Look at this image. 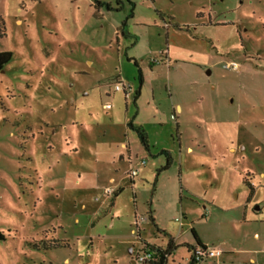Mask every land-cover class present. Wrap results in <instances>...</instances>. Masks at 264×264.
I'll return each instance as SVG.
<instances>
[{
	"label": "rangeland",
	"instance_id": "1",
	"mask_svg": "<svg viewBox=\"0 0 264 264\" xmlns=\"http://www.w3.org/2000/svg\"><path fill=\"white\" fill-rule=\"evenodd\" d=\"M116 1L0 0V264H132L187 223L264 246V0Z\"/></svg>",
	"mask_w": 264,
	"mask_h": 264
},
{
	"label": "crops",
	"instance_id": "2",
	"mask_svg": "<svg viewBox=\"0 0 264 264\" xmlns=\"http://www.w3.org/2000/svg\"><path fill=\"white\" fill-rule=\"evenodd\" d=\"M165 28H166V26H165ZM167 30L169 31V29H167ZM129 94H130V92H126V95L127 96ZM127 127H128V125H127ZM128 129H129V127H128ZM123 147H124V143H122L121 146L118 147V149L119 148L124 149ZM118 157H119V160H120V164H122L124 162L126 163L128 161V163H129V170L127 171V173L130 171V169L132 167L133 168L134 167L136 168V166L142 167V166H139V162L140 161L138 163L135 162L137 165L134 164L132 155L128 157L127 154L125 155L123 152H120V153H118ZM145 166H143V167H145ZM139 174H140V170H139V173H138V177H139ZM126 178H127V174H126ZM135 180L133 182H131L132 188H134L135 185H136L135 184ZM110 181H111L112 184L115 183V179L114 178H111ZM106 188H110V187H106ZM120 192H121V190H120ZM104 194H105V190H104ZM114 195H113L114 197H117L118 196V193H116V191H115ZM111 205H114V204L111 203ZM183 217H184L183 219L186 218L188 220V217L186 215H183ZM151 218L155 222L154 225L157 226L156 225L155 217L153 215H151L150 219ZM187 224L184 225V223L181 222L180 228H182V230H183V227L184 226H186V225L189 226L190 225L191 232H192V229H195L194 226H193V224L192 223H187ZM139 228H138V230H139ZM157 229L160 230L161 234H164L165 238L167 239V243L165 245H162V244L159 245V244H156V243H151L149 241H146L147 243H144V245L145 244H148V245H151V246H156V247H160L162 249H166L167 246H168V244H169V242H170V240H173V245L175 246L176 249L172 253V255L169 257L168 264H169L171 258L173 256H175L176 252H178L179 249H181V248L182 249H185L186 250V253L189 255V252H188L189 250H188V247L187 246L197 247L195 241H193V242H191V241L190 242L189 241H181V240H183V236H184V234L182 233V231L179 232L176 235V233H175L176 231L174 232V231H171V230H169L167 228L165 230H163L161 228H157ZM195 231H196V229H195ZM197 234H198L199 239L201 240V242H202V244L204 246H214V247L220 248L224 252L222 254V256H220L219 258H217L215 260H210V261L205 262V263H202V264H237V263H240V264H259V262L261 260L260 259L261 256L264 255V246H263V243H261L260 235H258V234H256V238L253 237L254 240H252V238L250 236H248V234L245 235L244 246H246L247 244H250V246H253V247L248 248V249L247 248H244V247L237 248L236 246H234V247L233 246H229V244L224 243L223 241H221V236L218 237V240H216V243H211L210 244L207 240H205V237L204 236H201L198 232H197ZM130 254L131 255L135 254L134 248L130 249ZM137 257H138V255H137ZM182 261H183V259H182ZM132 264H139V263H137L136 260H133L132 261Z\"/></svg>",
	"mask_w": 264,
	"mask_h": 264
},
{
	"label": "trees",
	"instance_id": "3",
	"mask_svg": "<svg viewBox=\"0 0 264 264\" xmlns=\"http://www.w3.org/2000/svg\"><path fill=\"white\" fill-rule=\"evenodd\" d=\"M116 4L118 5L117 10L118 11L121 10L122 4H123L122 0H117ZM97 6L98 7L105 6L109 11L113 10L112 6L109 5V4H103V3L97 2ZM165 25H169V28L171 26L168 23H166ZM125 27H126V22L123 23V25H122V35L124 37H126V34L124 32V28ZM169 28H167V29H169ZM12 57H13V55L10 52H2V53H0V72L3 71L5 69V67L11 62ZM142 82H143L142 75L140 73V83H141V85H142ZM139 96H140V90L137 91L136 94H135V101L137 100V98ZM128 127H129V129H132L133 131L137 132V134H138V136H139V138L141 140V143L144 145V147L147 150H149L148 139H147V136H146V133L144 132V130H142L141 128H136L133 125V123H129ZM160 154L164 155L167 158V164L162 170L163 171L168 170L170 168V166L173 164V157L171 156L170 152H168V151H161ZM246 182H247V180H246ZM250 187L252 188L251 185H250ZM151 221H152L153 224H155V222H154V220L152 218H151ZM155 227L157 228V226H155ZM158 231H160V230H158ZM192 234H193V237L195 239L197 247H206V246H204L202 244V242L199 239V236H198L197 232L195 231V229H192ZM2 239H3V237L0 236V240H2ZM187 247H188L189 251L195 248L193 246H187ZM175 249L176 248L173 245V240H170V242H169V244H168L166 249H162L160 247H156V246H151V245L145 244L144 245V252L145 251H150L156 257L155 261H152V262H149V263H146V264H168L169 257L172 255V253L175 251ZM191 264H196V263H191Z\"/></svg>",
	"mask_w": 264,
	"mask_h": 264
},
{
	"label": "built area",
	"instance_id": "4",
	"mask_svg": "<svg viewBox=\"0 0 264 264\" xmlns=\"http://www.w3.org/2000/svg\"><path fill=\"white\" fill-rule=\"evenodd\" d=\"M166 28H169V25H165ZM123 90L124 92H130L131 88L126 86L123 83H119L116 85V91H121ZM146 161L142 160L139 162V166H145ZM139 170L135 169V167L131 168L130 171L127 173V179L130 182H133L137 177H138ZM115 193V189L113 188H106L105 189V195L108 197L113 195ZM139 222H136V227L139 228ZM223 250L220 248L214 247V246H206V247H195L194 249L189 251L188 257L183 260L180 264H191V263H196V264H202L205 262H208L210 260H215L222 256ZM156 257L154 254L150 251H145L141 254L138 255L136 258L137 263L139 264H146L152 261H155Z\"/></svg>",
	"mask_w": 264,
	"mask_h": 264
},
{
	"label": "water",
	"instance_id": "5",
	"mask_svg": "<svg viewBox=\"0 0 264 264\" xmlns=\"http://www.w3.org/2000/svg\"><path fill=\"white\" fill-rule=\"evenodd\" d=\"M1 72H4V71H1Z\"/></svg>",
	"mask_w": 264,
	"mask_h": 264
}]
</instances>
